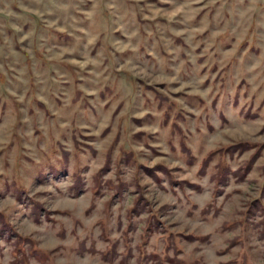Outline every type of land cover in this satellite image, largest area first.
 Returning a JSON list of instances; mask_svg holds the SVG:
<instances>
[{"label": "rangeland", "instance_id": "1", "mask_svg": "<svg viewBox=\"0 0 264 264\" xmlns=\"http://www.w3.org/2000/svg\"><path fill=\"white\" fill-rule=\"evenodd\" d=\"M0 264H264V0H0Z\"/></svg>", "mask_w": 264, "mask_h": 264}, {"label": "trees", "instance_id": "2", "mask_svg": "<svg viewBox=\"0 0 264 264\" xmlns=\"http://www.w3.org/2000/svg\"><path fill=\"white\" fill-rule=\"evenodd\" d=\"M241 145V144H240ZM236 149H238V148H236ZM257 154H254V156H252V158L250 159V161L248 162V164H247V167H249L250 165H251V163H252V161L255 159V156H256Z\"/></svg>", "mask_w": 264, "mask_h": 264}]
</instances>
